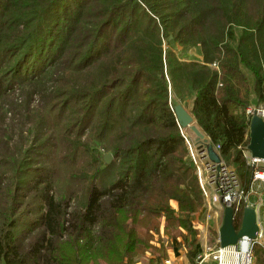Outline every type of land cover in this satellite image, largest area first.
Instances as JSON below:
<instances>
[{
	"label": "trees",
	"instance_id": "trees-1",
	"mask_svg": "<svg viewBox=\"0 0 264 264\" xmlns=\"http://www.w3.org/2000/svg\"><path fill=\"white\" fill-rule=\"evenodd\" d=\"M251 94L264 103V0H0V264H137L162 221L192 233L204 197L173 108L191 102L248 190ZM34 151L47 168L30 176Z\"/></svg>",
	"mask_w": 264,
	"mask_h": 264
},
{
	"label": "built area",
	"instance_id": "built-area-1",
	"mask_svg": "<svg viewBox=\"0 0 264 264\" xmlns=\"http://www.w3.org/2000/svg\"><path fill=\"white\" fill-rule=\"evenodd\" d=\"M254 114L264 119V106L257 110L250 107L245 110V116L249 120ZM183 138L189 148V155H191L193 166L198 176L199 187L204 197V207L209 211L212 210V207L215 205H219L222 208L231 206L234 208V220L238 218L239 215V220H241L244 207L248 205L247 199L249 195L253 194L259 197L261 193V191L255 189L252 185L260 184L264 188V160L259 161L251 159L246 148L242 151V154H244L246 158V164L251 171L248 190H246L241 186L236 173L224 165L221 154H219V146L212 145L214 152L219 155L221 160L219 165H214L208 159L201 160L202 155H199L196 150L195 155L192 146L184 136ZM207 142L210 143L209 140H207ZM258 205H261V202L257 200L254 206L258 207ZM206 218L209 220V216ZM258 240H260V234L257 236V239L253 241L243 238L238 241L237 246H232V250L228 248H217L215 251L199 257V260L203 261L208 257L217 261V264H253L254 259L252 257V250L255 245L259 244ZM244 244L247 245L245 252H243L242 249Z\"/></svg>",
	"mask_w": 264,
	"mask_h": 264
},
{
	"label": "crops",
	"instance_id": "crops-1",
	"mask_svg": "<svg viewBox=\"0 0 264 264\" xmlns=\"http://www.w3.org/2000/svg\"><path fill=\"white\" fill-rule=\"evenodd\" d=\"M205 137L204 135H202ZM198 138V137H197ZM207 141L208 138H205ZM255 189L262 191L259 197L251 194L249 195V203L252 200H258L261 202V205L256 207L257 214V224L260 229V241L262 243L261 255H264V188L260 184H254ZM252 185V187H254ZM249 186V184H248ZM247 186V189H248ZM171 208L177 210L176 204L171 203ZM205 208V207H204ZM216 209V210H215ZM220 209V211H219ZM223 211V208L219 205L212 207V210L207 211V208L202 212L203 217L209 216V219L214 218L219 219ZM213 214V215H212ZM202 217V218H203ZM213 220V221H214ZM198 221V217L195 216L191 225L195 231H198L194 237L189 239V236L183 231V236H178L174 238L168 237L164 232V222L160 224V229L157 234H153V239L150 242L152 250L146 252L145 255L138 261L137 264H217V261L210 258H205L203 261L199 260V257H202L204 254H208L212 251H215L218 248V231L221 227L220 223L218 225L208 227V222L203 228ZM208 221V220H207ZM229 250H232V247H227ZM229 255V254H228ZM255 264H257L258 259L253 258ZM264 264V261L260 262Z\"/></svg>",
	"mask_w": 264,
	"mask_h": 264
},
{
	"label": "water",
	"instance_id": "water-1",
	"mask_svg": "<svg viewBox=\"0 0 264 264\" xmlns=\"http://www.w3.org/2000/svg\"><path fill=\"white\" fill-rule=\"evenodd\" d=\"M173 113L180 131L187 130L193 125L192 132L198 137L196 139V151L199 155H202L201 160L208 159L214 165H219L221 162L219 155L214 152L212 144L205 140L206 137H203V134L195 126L192 114L188 113L181 104L174 106ZM250 118L247 134L249 142L246 151L250 154L251 159L264 160V119L255 114ZM102 157L106 165L113 161L110 154H104ZM256 201L252 200L244 207L239 228L234 224V208L231 206L223 207L221 227L217 239L218 249L235 247L238 241L243 238L250 241L257 239L260 229L257 224L256 207L254 206Z\"/></svg>",
	"mask_w": 264,
	"mask_h": 264
},
{
	"label": "rangeland",
	"instance_id": "rangeland-1",
	"mask_svg": "<svg viewBox=\"0 0 264 264\" xmlns=\"http://www.w3.org/2000/svg\"><path fill=\"white\" fill-rule=\"evenodd\" d=\"M65 3H67L66 1H65ZM240 34H241V31L239 30H236L235 31V36H236V39H238L239 38V36H240ZM164 49L165 50H173V52L174 53H176V55H177V57L180 59V60H182V61H199V60H201V57H200V55H199V53H198V51L197 50H189V51H186V52H184L180 47H178L177 45H175V44H171V43H169V45H168V43L167 44H164ZM246 74H247V76H248V78H249V82L251 83V86H252V78H251V76H250V74L249 73H247V72H245ZM11 97H8V98H6L5 100H7V101H10L11 99H10ZM249 101H250V106H248V107H250V108H254V109H259L260 107H263L264 106V103H258L256 100H255V98H254V96L251 94V96H250V98H249ZM18 104V103H17ZM185 109H186V111L188 112V113H191V102L190 101H188L186 104H185V106H183ZM6 111V112H10V109H8V108H6L5 109V107L4 108H2V110H0V113L1 112H3V111ZM32 112H33V110H32ZM22 113V112H21ZM8 115H7V117H4L3 119L0 117V128L2 129V130H7V128H8V126H10L11 124H10V119L12 118V114L11 113H7ZM33 115L30 113V118L32 117ZM29 117H27L26 119H22L21 120V122H19V126H16V125H14L13 127L15 128V132H11V131H9V134H11L12 136L14 135V137H13V141L12 142H9L8 143V146H9V148H10V150H11V153H13L14 152V150H15V146L16 147H20L21 145H23L25 142L24 141H22V140H20V139H18V134H19V132L20 131H22V136H23V138L24 139H27V134H28V130H31V128H32V125L31 126H28V125H26L25 126V128H24V124L23 123H29L30 121L28 120V118ZM192 128H193V125L192 126H190L189 127V129H187V130H182L181 131V134L186 138V140L188 141V143L192 146V150L194 151V154L196 155V139H197V137H196V135L194 134V132H192L193 130H192ZM6 138L7 139H9V137L6 135ZM209 140V139H208ZM3 141H5V140H3ZM5 142H7V141H5ZM16 142V143H15ZM186 145H187V143H186ZM187 148H188V146H187ZM4 149L2 148V147H0V154H3L4 153ZM90 152H91V150H89V149H86V148H84V149H80V154H81V157L82 158H86V159H88V158H91L92 157V155L90 154ZM99 153H101V152H99ZM36 154V151H34V152H32V154H31V156H29L27 159H29L28 160V163H26V167H28L29 169H28V171H32L31 173H29V175L31 176L32 174H34V170H40V169H44V168H47L46 166H43L41 163H39V162H41V159L39 158V156L38 155H35ZM188 154H189V148H188ZM103 155V154H102ZM52 158V157H51ZM190 158H191V155H190ZM2 160V158H0V161ZM5 160H8V161H12V160H10V159H5ZM53 160V162H52V165H54V168L57 170L58 169V165H59V163L62 161V158H57L56 160H55V158H53L52 159ZM192 160V159H191ZM198 160V159H197ZM224 162V161H223ZM224 165H226L229 169H231L233 172H235L236 173V175L238 176V178H239V181H240V184H241V186L243 187L244 186V184L242 183V180L240 179V174H239V171L237 170V167L235 166V165H230V164H228V163H226V162H224ZM0 173H4V174H8L9 173V171H10V167L9 166H6V167H3V168H0ZM64 170H67L66 168H62L61 169V171L60 172H56L57 173V175L59 176V178L61 177V179L63 180V178L65 177L64 175H66L65 174V171ZM194 171H195V168H194ZM248 171V175L250 174V176H251V171H249V170H247ZM196 173V172H195ZM197 174V173H196ZM206 176V175H205ZM59 181V180H58ZM250 182V181H249ZM249 184V183H248ZM248 184H247V186H248ZM61 188H62V190H66V187H64V186H61ZM254 188H255V185H254ZM9 189H10V187H9V182L8 181H3V183L0 185V195H2V196H0V200H2V199H4V195L7 193V192H9ZM22 189V188H21ZM262 192V191H261ZM20 194L22 195V190H20ZM261 194V193H260ZM247 201H248V203H249V197H248V199H247ZM203 208H204V206H203ZM205 209V208H204ZM204 209H203V211H204ZM216 210V209H215ZM202 211V212H203ZM219 211H220V209H219ZM202 212H197V213H195L192 217H191V223H192V221L194 220V218H195V216L196 217H198V221L197 222H199L201 225H203V228L206 226L205 224H206V222H208V227L209 228H211V226L212 225H214V221H216L215 222V225H218L219 223H221V219H222V214H221V216L219 217V219H215L214 220V218H213V216H212V218H210L208 221H207V218L206 217H203V216H201L202 215ZM213 215V214H212ZM203 217V218H202ZM34 216H32V217H27V216H22V220L23 221H33L34 220ZM214 220V221H213ZM212 224V225H211ZM192 228V227H191ZM184 232H186V234H187V231H184ZM198 231H195V230H193L192 229V233H190V234H187L188 236H189V239H191L192 237H194L195 236V234L197 233ZM259 241V244H257V245H255V247L257 248H255V251L253 252V254H252V256H253V258L255 257L256 259H258V262H257V264H260V262H262V261H264V255L262 256L261 255V249H259V247H262V243H263V241L261 242L260 240H258ZM253 264H255V262H253Z\"/></svg>",
	"mask_w": 264,
	"mask_h": 264
},
{
	"label": "bare ground",
	"instance_id": "bare-ground-1",
	"mask_svg": "<svg viewBox=\"0 0 264 264\" xmlns=\"http://www.w3.org/2000/svg\"><path fill=\"white\" fill-rule=\"evenodd\" d=\"M246 247H247V245H246V244H244V245H243V247H242V249H243V252H245V250H246Z\"/></svg>",
	"mask_w": 264,
	"mask_h": 264
}]
</instances>
